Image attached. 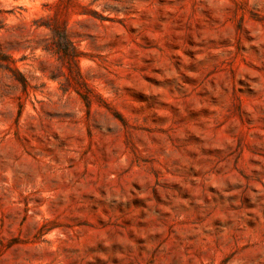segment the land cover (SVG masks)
<instances>
[{"label": "rangeland", "instance_id": "obj_1", "mask_svg": "<svg viewBox=\"0 0 264 264\" xmlns=\"http://www.w3.org/2000/svg\"><path fill=\"white\" fill-rule=\"evenodd\" d=\"M0 264H264V0H0Z\"/></svg>", "mask_w": 264, "mask_h": 264}]
</instances>
